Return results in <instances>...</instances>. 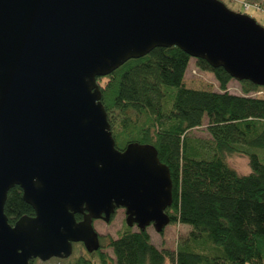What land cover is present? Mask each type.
Returning a JSON list of instances; mask_svg holds the SVG:
<instances>
[{"label": "water", "instance_id": "1", "mask_svg": "<svg viewBox=\"0 0 264 264\" xmlns=\"http://www.w3.org/2000/svg\"><path fill=\"white\" fill-rule=\"evenodd\" d=\"M172 46L264 86V26L222 0H0V264L97 251L94 220L118 208L170 224V169L151 144L116 147L98 78ZM15 186L34 215L12 224Z\"/></svg>", "mask_w": 264, "mask_h": 264}, {"label": "trees", "instance_id": "2", "mask_svg": "<svg viewBox=\"0 0 264 264\" xmlns=\"http://www.w3.org/2000/svg\"><path fill=\"white\" fill-rule=\"evenodd\" d=\"M191 59L178 46L156 47L98 78L116 147L137 142L157 148L173 183L170 223L187 227L175 246H158L147 228L125 223L106 243L101 236L95 252L102 264L108 263L105 247L112 248L114 264H264V96L251 94L264 86L243 80L242 93L230 92L234 78L197 59L219 89L187 87ZM201 126L209 138L189 134ZM234 154L249 158L248 174L229 163ZM5 212L12 224L34 215L20 186L9 190ZM86 254L75 264H93Z\"/></svg>", "mask_w": 264, "mask_h": 264}, {"label": "rangeland", "instance_id": "3", "mask_svg": "<svg viewBox=\"0 0 264 264\" xmlns=\"http://www.w3.org/2000/svg\"><path fill=\"white\" fill-rule=\"evenodd\" d=\"M230 9L249 14L264 26V0H222ZM250 3L251 7L246 9L244 4ZM184 82L187 87L194 89L218 90L219 83L215 75L208 70L202 69L196 58H192L188 69L186 71ZM230 92L240 94L242 93V84L239 80L233 79L228 84ZM252 95L264 96V89L251 92ZM190 135L199 138H209L210 135L205 126L195 128L189 132ZM229 163L241 174H248L251 171L249 165V158L245 155L234 154L229 157ZM126 223V212L124 208H118L113 215L111 221L106 222L103 219L94 220V227L103 237L104 243L107 241V236L117 237V233L124 227ZM127 224V223H126ZM134 230H138V226H132ZM153 242L161 246L162 244L175 246L180 235L187 231V227L181 224H168L163 231L159 232L154 225L147 227ZM86 249H83L80 244L73 246V253L64 259L52 258L47 261L40 259L35 260L32 264H75L79 257L84 256ZM103 252L107 255V264H114V252L112 248L105 247ZM86 257L92 261L93 264H102L98 252H93ZM86 258V259H87Z\"/></svg>", "mask_w": 264, "mask_h": 264}, {"label": "built area", "instance_id": "4", "mask_svg": "<svg viewBox=\"0 0 264 264\" xmlns=\"http://www.w3.org/2000/svg\"><path fill=\"white\" fill-rule=\"evenodd\" d=\"M244 6L246 9H249L251 7L250 3H245Z\"/></svg>", "mask_w": 264, "mask_h": 264}, {"label": "flooded vegetation", "instance_id": "5", "mask_svg": "<svg viewBox=\"0 0 264 264\" xmlns=\"http://www.w3.org/2000/svg\"><path fill=\"white\" fill-rule=\"evenodd\" d=\"M124 210H125V208H124ZM125 212H126V210H125ZM99 235H100V238H101V234H99ZM80 243H82V242L74 243L73 246H74L75 244H80Z\"/></svg>", "mask_w": 264, "mask_h": 264}]
</instances>
